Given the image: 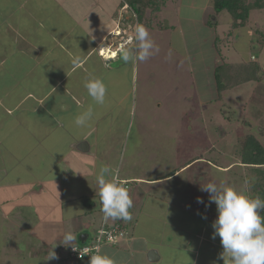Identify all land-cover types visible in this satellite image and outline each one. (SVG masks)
<instances>
[{
	"label": "crops",
	"instance_id": "0c3cea01",
	"mask_svg": "<svg viewBox=\"0 0 264 264\" xmlns=\"http://www.w3.org/2000/svg\"><path fill=\"white\" fill-rule=\"evenodd\" d=\"M121 1L0 0V133L7 127L11 132L17 131L18 152L20 148L27 149L33 156L30 165L42 169L41 176H33L34 168L21 167L12 148H4L0 137V192L16 191V196L0 198V208L10 205L2 214L16 211L19 216L15 219L23 221L8 224L16 232H24L32 230L26 227L29 223L23 208L32 206L35 216L39 212L33 197L45 198L49 194L56 201L46 213V220L50 218L54 227L44 226L46 234L31 236L38 243H33L28 253L13 252L17 257H30L31 264H89L90 257L71 259L66 248L90 242L86 229L92 228L93 215L101 216V223L103 213L96 175L101 167L108 166L119 170V178L133 199V208L129 209L131 221H109L121 227L125 235L116 244L107 245L110 249H104L102 254L112 257L116 264H163L166 256L161 250L166 246L182 250L185 264H224L220 238H212V224L217 216L211 217L210 212L211 218L197 214L193 208H187L188 193L187 198L180 197L181 186L187 180L186 171L194 162L203 163L206 168L210 161L193 157L174 163L168 157L170 166L165 160L162 168L156 156L152 169L143 173L123 169L126 157L129 166L131 160L140 161L136 149L131 150L126 144L125 151L120 148L129 131L124 117L129 115L130 119L139 95L136 91L134 95L133 87L137 65L124 63L118 55L103 57L102 52H115L116 48L109 47L117 43L118 48L121 42L131 47L135 42L130 39L134 37L135 24L142 23L141 18L146 25L149 21L147 6L142 7L144 0L132 6ZM161 9L159 12L165 5ZM137 11L142 12L140 19L135 15ZM159 25L150 24L154 33L163 31ZM76 56L84 61L79 67L72 63ZM92 76L101 78L107 87L103 105L96 104L84 87ZM89 109L92 111L89 126L77 127L75 118ZM22 133L25 138H19ZM138 133H142L140 128ZM3 165L9 169L5 171ZM11 168L22 177H7ZM159 168L162 169L157 171ZM181 173L185 174L182 178ZM26 174L30 178L23 177ZM111 178L109 174L107 179ZM56 184L60 190L55 192ZM185 212L192 217L189 219ZM154 224L159 226L152 231ZM55 228L58 232L53 233ZM163 229L171 232L164 233ZM68 231L76 237L71 245L63 241ZM15 241L12 245L17 249L20 243ZM2 250L0 264L25 263L20 257L9 259L7 254L12 251ZM52 250L56 258L49 260ZM152 250L157 252L155 262L148 260Z\"/></svg>",
	"mask_w": 264,
	"mask_h": 264
},
{
	"label": "rangeland",
	"instance_id": "374dc122",
	"mask_svg": "<svg viewBox=\"0 0 264 264\" xmlns=\"http://www.w3.org/2000/svg\"><path fill=\"white\" fill-rule=\"evenodd\" d=\"M148 1L146 19L149 25H146L142 18L140 21L145 27L149 26L147 29L159 51L148 60L135 63L137 69L134 72L133 87L134 95L135 91L139 95L130 119L129 115L124 117L129 131L125 134L123 146L120 148L122 152L126 147L136 149L140 161L131 160L137 163H131L129 166L125 155L123 169L131 168L133 172L143 173L144 170L152 169L151 163L152 160L155 162L156 156L159 167H162L161 163L165 160L167 164L168 157H171V162L174 163L177 160L178 163H183L193 157L210 161V166L206 168L203 163L194 162V166L186 171L189 183L186 180L181 186L180 197L187 198L185 193H188L190 207L187 208H193L197 214L208 218L215 217L216 205L209 203V193L201 191L206 183H224L252 196L251 186L256 183L258 176L264 180V168L260 175L256 174L251 166L244 167L240 164L238 153L242 141L249 135L255 137L264 147V0H243L250 10L247 20L238 29H234L233 19L227 11L214 9L213 0ZM164 5L165 9L159 12ZM159 23L163 31L154 33L150 24ZM113 47L117 49V43L109 48ZM129 48L134 49L135 42ZM110 51H106L103 57L108 58ZM112 53L109 54L110 57H113ZM255 62L260 66L259 73L253 75L255 80L247 81L252 78L249 73ZM221 66L227 69L226 77L222 76L221 79L222 88L217 85L214 76L215 69ZM223 73L225 74V70ZM122 124H125L124 121ZM139 128L141 134L138 133ZM12 132L7 127L0 133L3 147L12 148L11 152L15 153L21 167L30 169V157L33 156L25 148H20L18 152L17 131H14V134ZM25 136L26 134L22 133L19 138ZM144 148L146 149L142 150ZM170 164H167V167ZM3 167L5 171L9 169V166ZM9 171L11 173L7 177H22L16 169L11 168ZM33 171V176H41L40 167H35ZM183 175L185 174L181 173L179 176L182 178ZM23 177L30 178V174ZM59 190L58 184L53 186V191ZM12 196H16L15 189L7 193L0 192V198ZM33 198V204L39 207L37 216L32 213V206L23 208L29 223L26 227H31L32 231L13 230L8 221L20 223L23 220L15 219L19 216L16 211L9 212L8 216L2 214V211L5 213L11 208L10 205L0 208V249H3L2 252L12 251L7 254L9 259L19 260L20 257L24 264H31L30 257H17L13 250L28 253L31 245L38 243L31 236L46 234L47 229H44V226L48 229L54 227L50 218L49 221L46 220V213L56 201L49 194H46L45 198ZM198 198H201L203 203H198ZM185 214L189 219L192 217L190 213ZM97 215H93L92 228L86 229V233L90 235L89 241L96 235L101 220V216ZM158 226L154 224L149 227L154 231ZM52 231L58 232L56 228ZM162 232H171V229H163ZM15 240L20 243L17 249L14 248L16 245H12ZM71 246L66 248L67 251ZM104 249L110 248L107 244H102L101 252ZM161 252L166 256L163 264H178L185 259L182 257V250L164 246ZM171 258L175 261L171 262Z\"/></svg>",
	"mask_w": 264,
	"mask_h": 264
},
{
	"label": "clouds",
	"instance_id": "9594fccd",
	"mask_svg": "<svg viewBox=\"0 0 264 264\" xmlns=\"http://www.w3.org/2000/svg\"><path fill=\"white\" fill-rule=\"evenodd\" d=\"M135 48L126 47L121 42L112 56H119L124 63L144 62L148 60L159 47L150 36L149 30L142 24L134 26ZM83 58L76 56L72 63L79 67ZM88 96L96 104L103 105L107 94V87L103 80L98 77H90L84 83ZM92 119V111L89 109L75 118L77 127H88ZM111 174L112 178L107 179ZM99 187V198L101 204L102 219L105 224L111 221L132 220L133 199L129 189L119 178V170L110 169L108 166L100 168L96 175ZM201 191L209 193V203H214L217 210V218L212 224L214 229L212 238H220L223 247L221 259L224 264H264V199L259 195L253 197L238 191L236 188L224 183L208 182ZM198 203H203L201 198ZM206 218V217H205ZM103 235V229L100 230ZM76 237L73 232L68 231L63 235V241L71 245ZM111 239V237H109ZM95 254L89 255V264H116V261L107 254H102L99 243L95 246ZM87 251V249H85ZM227 257V259H225ZM56 254L52 250L49 260L55 259Z\"/></svg>",
	"mask_w": 264,
	"mask_h": 264
},
{
	"label": "trees",
	"instance_id": "16d2710c",
	"mask_svg": "<svg viewBox=\"0 0 264 264\" xmlns=\"http://www.w3.org/2000/svg\"><path fill=\"white\" fill-rule=\"evenodd\" d=\"M141 0H128V4L130 6L134 5L135 3H139ZM149 1L144 0L143 6L146 7L149 4H147ZM214 2V9L216 11H227V13L230 14V16L233 19V27L234 29H238L242 27L244 22L248 18V12L250 10V7L248 5H245L243 0H213ZM145 3V4H144ZM135 15H137L138 19L142 17V12L137 11L135 12ZM252 70L249 73L252 78H250L247 81H253L256 79L257 73H259L260 66L258 65V62H255L252 64ZM225 70V74L223 71ZM227 69L224 66L217 67L215 69V80L217 85L222 88L221 85V79L223 77H226ZM255 75V76H253ZM223 76V77H222ZM240 154V164L244 167H250L255 170L256 174L262 173V168H264V147L261 143L258 142V140L253 136H246L244 140L242 141V146L239 148ZM253 192L252 196L255 197L259 195L261 199H264V180L260 179L259 176L257 178V181L253 186H251V193ZM261 215H264V212H261Z\"/></svg>",
	"mask_w": 264,
	"mask_h": 264
},
{
	"label": "built area",
	"instance_id": "2783aa9c",
	"mask_svg": "<svg viewBox=\"0 0 264 264\" xmlns=\"http://www.w3.org/2000/svg\"><path fill=\"white\" fill-rule=\"evenodd\" d=\"M103 229V235L100 234V230ZM125 235L123 229L116 225H111L109 222L105 224L103 219L99 228L96 231L94 238L88 242L80 245H72L68 250V255L71 259L81 260L84 257H90L89 255L95 254V245L99 243L107 245H114L120 238ZM111 237V239H109ZM87 249V251H85Z\"/></svg>",
	"mask_w": 264,
	"mask_h": 264
},
{
	"label": "water",
	"instance_id": "95a60500",
	"mask_svg": "<svg viewBox=\"0 0 264 264\" xmlns=\"http://www.w3.org/2000/svg\"><path fill=\"white\" fill-rule=\"evenodd\" d=\"M156 258H157V252L156 251L152 250L148 253V260L150 262H155Z\"/></svg>",
	"mask_w": 264,
	"mask_h": 264
},
{
	"label": "bare ground",
	"instance_id": "6f19581e",
	"mask_svg": "<svg viewBox=\"0 0 264 264\" xmlns=\"http://www.w3.org/2000/svg\"><path fill=\"white\" fill-rule=\"evenodd\" d=\"M109 54H110V53H108V58H111ZM102 55H105V52H102ZM113 58H114V57H113Z\"/></svg>",
	"mask_w": 264,
	"mask_h": 264
}]
</instances>
